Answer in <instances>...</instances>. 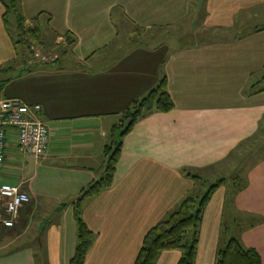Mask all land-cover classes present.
Here are the masks:
<instances>
[{"label":"crops","instance_id":"obj_1","mask_svg":"<svg viewBox=\"0 0 264 264\" xmlns=\"http://www.w3.org/2000/svg\"><path fill=\"white\" fill-rule=\"evenodd\" d=\"M19 9L26 25L51 30L62 58L18 61L0 2V100L39 106L49 130L39 158L20 155L7 130L2 180L21 186L30 203L15 228L0 223V264H69L74 207L104 176L112 130L165 77L175 109L133 127L111 188L81 205L94 234L84 264H133L146 233L193 192L200 173L226 170L235 151L243 156L264 143V88L257 86L264 80V0H19ZM186 21L198 37L193 44L149 45L160 31L182 35ZM15 69L25 76L6 84ZM254 159L243 163L241 191L228 197L225 184L211 196L195 264H214L231 220L242 223L238 240L264 264V156ZM39 214L50 217L46 226L36 222ZM179 259L164 252L155 264Z\"/></svg>","mask_w":264,"mask_h":264},{"label":"trees","instance_id":"obj_2","mask_svg":"<svg viewBox=\"0 0 264 264\" xmlns=\"http://www.w3.org/2000/svg\"><path fill=\"white\" fill-rule=\"evenodd\" d=\"M5 9L4 23L8 30V21L6 17L10 14L16 23V38L14 39L8 30L15 45L20 44L24 34H30L33 38L40 34V28L35 27L26 30L25 20L19 9V0H9L5 3L0 0ZM66 41L70 42V38ZM71 44V43H70ZM254 87V86H253ZM250 88H252L250 86ZM175 109V105L170 94L167 91L166 78L163 77L158 86L150 91L140 101L134 102L132 108L125 114L121 124L115 127L111 134L114 138L119 131L123 130L126 121L131 120V125L115 141L114 150L112 147L106 148L108 160L105 167L104 176L98 182L92 184L84 192L81 200L74 207V218L77 226V244L73 258L69 264H84L87 254L94 243V234L88 229L82 219V202L91 200L101 194L103 191L111 188L116 166L119 162L123 139L132 131L133 127L147 117L154 114H169ZM264 144H259L247 149V153L239 155L237 151L233 153L236 158L235 162L230 166L228 180H220L216 185L211 186L202 198L197 199L193 195L187 196L181 201L179 206L165 220L159 222L152 227L145 235L141 248L136 256L133 264H155L164 252H179L180 259L176 264H195L197 256V246L199 239V230L202 223V216L211 196L217 189L225 184L231 188L230 195L234 192L241 191L245 186V178L242 173L245 170L247 159H254L256 156H264ZM187 177H191L187 175ZM199 180L198 177H191ZM214 264H261L260 257L252 250L245 248L238 239L232 238L215 256Z\"/></svg>","mask_w":264,"mask_h":264},{"label":"rangeland","instance_id":"obj_3","mask_svg":"<svg viewBox=\"0 0 264 264\" xmlns=\"http://www.w3.org/2000/svg\"><path fill=\"white\" fill-rule=\"evenodd\" d=\"M5 3H9V0H4ZM264 11V9H260L258 11V13H260V16L263 17L264 13L262 12ZM7 21H8V30L10 31L11 36L15 39L16 38V32H15V28H16V23L12 18V15H8L6 17ZM261 23H264V21H262ZM199 24L197 23V26ZM26 30H31L33 28H35L36 26L33 25H26L24 24ZM196 26V27H197ZM190 24H188V22L186 21L185 24L182 27H179L178 30L181 34H178L177 29L173 28L171 30H167L163 32H158L156 33V36L151 39V44H149L150 46H158L160 45L162 42H168L170 44H177L176 40H180L178 41V46L180 44H190V43H194V41L196 38H198L197 36H194L191 32H190ZM40 29L43 35H38L36 37H32L30 34H24L21 37H19V40L22 39V42L20 44H17L16 46V53H17V60L18 61H23V62H55L58 61L62 58V54H61V48H57L58 45L56 46L55 41L56 39L54 38V35L50 32L51 30L48 29L46 27V25L43 24V22L40 24ZM50 30V31H49ZM169 32V34H168ZM175 32V33H173ZM186 36H183V35ZM181 35V36H179ZM194 38V39H193ZM200 38V37H199ZM65 45H69L67 41L64 42ZM146 43V42H145ZM147 44V43H146ZM15 53V52H14ZM55 64V63H54ZM10 66V64H9ZM24 77L25 75L23 74V70H13V71H9L8 74L5 77V80L8 79V82H6V84L8 83H12L13 81H15L18 77ZM261 76H264V71L263 73H261ZM260 76V77H261ZM12 79V81H11ZM264 81V80H263ZM261 82L260 84H258L257 86L260 87L261 89L264 88V82ZM10 83V85H11ZM110 138V137H109ZM115 138H113V145H115ZM109 140H112L111 138ZM258 140H255L254 143H256ZM260 142H264V134H261L260 138H259ZM259 141L257 143H259ZM250 144V143H249ZM264 144V143H263ZM246 146V145H244ZM251 146V145H249ZM264 147V145H263ZM246 149H248L246 147ZM114 150V149H113ZM264 153V151H263ZM262 157V156H259ZM29 159V157H28ZM27 159V160H28ZM108 159H106L107 161ZM255 160V159H254ZM251 161H253V159H251ZM234 163V161L232 162V164ZM228 170H230L229 168H227L225 170V167L221 166L219 168H216L210 172H203L200 173L198 177L201 178V181L197 182L196 188L193 190V192L190 195H193L195 197H197V199H200L203 197V195L208 191V189L213 186L216 185V183L220 180H228L229 178V172ZM17 175H22V170L19 169L17 171ZM227 189V196L229 197L230 192L232 191L231 188L228 186L226 187ZM55 210H53L54 212ZM3 214V212H0V216ZM38 217V218H37ZM50 217H46L43 214H39V216H36V222L42 226L43 224L46 226L47 225V221H49ZM232 222L227 223V229H228V234L225 235L223 237V242L221 247H224V244L227 243L230 239L235 238L238 239L239 234L240 233V225L242 226V223L239 221L237 222V225H235V221L231 220ZM41 254L38 253V256Z\"/></svg>","mask_w":264,"mask_h":264},{"label":"built area","instance_id":"obj_4","mask_svg":"<svg viewBox=\"0 0 264 264\" xmlns=\"http://www.w3.org/2000/svg\"><path fill=\"white\" fill-rule=\"evenodd\" d=\"M40 110L39 106L29 107L16 100H0V205L3 208L0 223L6 229L15 228L20 210L30 203L21 186L4 183L2 180L9 141L7 130L15 132L20 155L36 158L43 156L48 144L49 130L37 116Z\"/></svg>","mask_w":264,"mask_h":264},{"label":"water","instance_id":"obj_5","mask_svg":"<svg viewBox=\"0 0 264 264\" xmlns=\"http://www.w3.org/2000/svg\"><path fill=\"white\" fill-rule=\"evenodd\" d=\"M131 123H132L131 120H128V121L125 122L123 130L119 131L118 134L115 136V137H116V138H115V141H116V142L119 140V136H120L124 131H126V130L129 128V126L131 125Z\"/></svg>","mask_w":264,"mask_h":264}]
</instances>
